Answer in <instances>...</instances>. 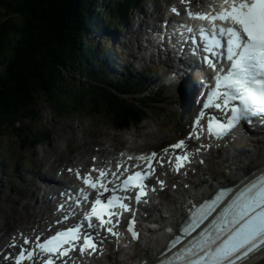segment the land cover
<instances>
[{"label": "snow or ice", "instance_id": "1", "mask_svg": "<svg viewBox=\"0 0 264 264\" xmlns=\"http://www.w3.org/2000/svg\"><path fill=\"white\" fill-rule=\"evenodd\" d=\"M181 2L190 3L191 0ZM208 8V11L201 9L198 12L186 9L190 19L207 21L208 27L201 26L195 32L192 27H185L189 33H194L190 37L194 45L197 37L203 41L202 45L192 48L193 54L200 51L207 53L202 62L216 71L215 85L211 88L204 109L214 108L221 113L228 111L231 113L223 122L216 115L208 116V134L221 139L241 121L252 124L255 119L258 123H264V0H223L220 6L213 3L208 5ZM172 11L180 14L175 7ZM204 116L205 113L202 111L200 118L195 122L197 128H201L200 120L204 119ZM203 130L201 128V132ZM194 135L196 139L200 138L199 132ZM191 138L192 136L189 137ZM169 149L172 150L171 155L175 157L176 171L191 162L185 141L170 145L164 149L165 154H169ZM177 149L181 150L180 154L176 153ZM156 158L157 154L152 153L146 158V169L134 172L111 189L107 187V183H114L119 179L116 172H111L113 179L105 183L104 180L109 176L110 170L93 168L85 176H81L78 169L75 170L78 179H82L89 188L97 190L98 194L92 202L90 211L84 213L83 220L79 223L57 231L55 235L43 241L40 236H36L34 241L24 237L23 245L31 247L20 246V251L13 257L15 264H24L25 261L30 264H56L57 260H60L61 264H69L70 253L77 247L80 254L87 252L91 255L98 250L97 246L102 240L98 232L93 234L82 231L85 222L87 228L105 229L119 239L120 233L114 231V228L119 226L125 212H133L128 222V231L131 232L133 239H139V232L135 230V212L128 203H125L133 197L119 196L116 193L138 189L134 199L140 203L147 195L145 190L147 185L144 181L155 171L153 161ZM159 162L163 166V157H160ZM168 162L171 164L172 160ZM93 171L99 173L95 178L91 174ZM163 183L160 181L161 186ZM239 183L242 186L235 192L232 188L226 187L213 199L196 207L181 226L179 233L182 235L173 234L168 244V252L177 250L171 256L161 253L163 258L158 259L157 264H250L257 254L264 255V169L250 172ZM101 189L103 191H100ZM152 190L155 191L154 188ZM109 191L112 195L102 199L104 193ZM67 199L74 200L76 205H79L88 201V193L81 188L75 194L69 193ZM221 204L224 206L217 212ZM60 207L63 209L64 205ZM74 213L73 208L70 214ZM210 216L211 220L208 219ZM68 218L66 215L64 220ZM93 218L98 220L99 224L93 223ZM206 220L208 223L197 235L184 243L183 241L201 228ZM167 231L172 233L171 228ZM10 246H16L15 237ZM65 257L69 259H64ZM144 264H151L147 257Z\"/></svg>", "mask_w": 264, "mask_h": 264}, {"label": "trees", "instance_id": "2", "mask_svg": "<svg viewBox=\"0 0 264 264\" xmlns=\"http://www.w3.org/2000/svg\"><path fill=\"white\" fill-rule=\"evenodd\" d=\"M128 5L129 0H0V10L11 13L0 22V136L41 141V99L61 118L82 111L107 116L120 127L141 112L148 115L158 103L156 92L148 87L143 97L141 77L109 79L102 66L106 50L89 39L101 23L119 25L113 6L118 12Z\"/></svg>", "mask_w": 264, "mask_h": 264}, {"label": "rangeland", "instance_id": "3", "mask_svg": "<svg viewBox=\"0 0 264 264\" xmlns=\"http://www.w3.org/2000/svg\"><path fill=\"white\" fill-rule=\"evenodd\" d=\"M114 1H116V3L121 2V4L126 2V0ZM130 1L132 0H129V3ZM161 1L162 0H140V6L143 5L147 7L154 3L158 4ZM116 6H113V8H116ZM6 13L8 15L11 14L7 11ZM6 13L0 10V22L8 19ZM13 14L15 16V13ZM89 39L98 47L101 34L98 32L97 35H90ZM105 45L104 43V46ZM121 55L123 58L119 64L118 71L117 69L110 68L105 74L109 78L119 79L125 82V78L123 77L130 73V71L124 66L126 53L123 48ZM140 62L139 59L137 61L134 59L132 63L140 67ZM1 69L2 65L0 64V70ZM148 75L151 77V73H148ZM133 76L136 77L135 75ZM146 82L148 84V86H146L147 89L148 87L150 90L155 88V86L151 85L149 80ZM168 90H170V88H167L162 95V97L165 98L164 103L162 104V101H159L162 107H165L166 104L171 101L166 98L172 96L171 91L168 92ZM156 106H158V103H156L152 109L148 110V115L143 117L141 123L135 124L136 129H134L130 128L132 127L130 124L120 127L118 124L113 123L107 116L99 114L90 116L82 111L79 113L76 112L72 114V116L61 118L51 110L47 100L41 99L39 102V109L42 119L38 123V128H41L39 135L43 138L41 141L37 142L35 138L31 141L22 142L15 136H0V155L4 159L0 160V230H3L6 236L12 234L13 231L22 226L20 217H23V220H27V218L33 220V218L36 217L35 222L38 221L39 209L43 204V200L38 211H35L36 208L33 205V198H35L36 195H32L29 189H35L33 184L37 182V173L43 175V173L39 171L41 170L40 165L42 166L44 164L45 168L42 169V171H47V164L57 156L56 153H60V158L62 160H59L53 165L64 162L65 159L71 160L80 150L89 152V155L78 156V158H89L90 153L103 143L105 146L109 147L111 139H114L116 143L121 141V144L125 147L133 146L134 148H143L145 144L149 147L160 146L163 139L167 141L171 138L175 132L174 127L176 128V125L173 127L172 122L176 121L174 117L176 108L175 111H172V109L168 107L163 109L161 106L157 108ZM173 106L174 104L171 105V108ZM139 119L140 118H130L129 120H132V123H134ZM112 146L114 149L117 148L116 144ZM112 150L113 149H108L107 154ZM98 151L99 150H97V152ZM252 151L255 152V150ZM81 153H83V151ZM248 153L246 154L244 151L233 152L228 161L230 163L229 167L227 164L215 166L213 163H210L206 166L207 174H198L196 178L199 181L202 179H209L210 182L213 179H222L224 174L226 175L230 170L231 165L242 164L243 161L241 160H245L247 155L249 156ZM221 154L218 162L223 160L222 158L225 156L224 152H221ZM73 165L76 166L75 164ZM53 168L54 167L51 168V175H53V173L55 174V172L52 171ZM20 175L26 180L21 182ZM31 180H33V182L30 183ZM38 203L39 200L36 201V204ZM23 223L25 222L23 221ZM38 227L41 228L42 225ZM6 236H3V238ZM2 242L3 241H0V245ZM148 248H146V250L143 249V247L136 248L135 252L139 254L143 252L146 253Z\"/></svg>", "mask_w": 264, "mask_h": 264}, {"label": "bare ground", "instance_id": "4", "mask_svg": "<svg viewBox=\"0 0 264 264\" xmlns=\"http://www.w3.org/2000/svg\"><path fill=\"white\" fill-rule=\"evenodd\" d=\"M131 54L136 61L138 59L140 61H143L142 59H144L141 56H139L137 51H134L133 49L131 50ZM188 84H190V82H186V84L183 85L182 92L184 94V100H185L186 105H187L185 111L187 110V108L189 111H192L194 109L192 97L190 95L187 96L186 94H187V91L193 90V89L189 88ZM150 91H154V89L150 90ZM155 92L157 95L158 92L157 91H155ZM156 97L158 98V100H157L158 103H159V101L160 102L162 101V104H163V100L158 96H156ZM157 107L158 106H156V108ZM101 146H103V144ZM254 146L255 147L253 150H255V152L254 151L249 152L248 153L249 156L247 155L245 160H241V161H243L242 164L231 165L230 172L227 173L226 175H224V177L222 178V180H220V182H224V181L233 182V181L239 179L240 177L246 176L247 174H249L250 172H252L254 170L264 168V141L255 143ZM108 149L109 148H107V147H101L97 150H99L98 151L99 153L103 154V153H107ZM114 150H117V148H115ZM65 160H67V159H65ZM65 166L69 167V164L65 163ZM52 171L55 172V174L53 173V175H50V178H48L46 181L47 183L53 182L54 177L57 176L56 169L53 168ZM37 174H38L37 176H40V177L43 176L39 173H37ZM214 182H216L215 179L211 183H209V181H208L206 187L198 189L197 192H199L198 193L199 196L201 194H204L208 189H210L212 187V185L214 184ZM48 209H50L49 201H48V199H44V196H43V204H42V206H40V209H39V219L37 222L33 221V223H37L38 226H40V225L43 226L44 222L49 217V215H48L49 210ZM179 217H180V215L179 216L177 215V217H175L174 220L178 219ZM172 224H173V221H170L169 225L172 226ZM25 229H29V228L26 227ZM163 240H164V231H161L156 235L155 240L147 249L146 255L148 257L154 256L155 253L159 250L158 247L162 244ZM131 258H132V256L129 255L128 259H131ZM119 263L121 264L123 262H119V261L116 262V264H119ZM250 264H264V255L259 254V256L256 259L251 260Z\"/></svg>", "mask_w": 264, "mask_h": 264}]
</instances>
